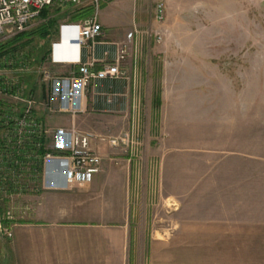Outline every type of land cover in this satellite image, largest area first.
Masks as SVG:
<instances>
[{
	"label": "rangeland",
	"instance_id": "374dc122",
	"mask_svg": "<svg viewBox=\"0 0 264 264\" xmlns=\"http://www.w3.org/2000/svg\"><path fill=\"white\" fill-rule=\"evenodd\" d=\"M166 5L167 16L160 24L155 20V0L101 1L98 19L106 37L120 42L133 35L126 62H137L141 71L136 85L140 94L135 113L134 100L128 97L112 104L108 115L101 99L87 93V106L77 115L76 126L117 141L114 155L108 143L100 146L107 156L101 155L103 163L108 160L115 169L111 178H123L127 168V185L139 188L132 201L136 220L149 223L156 215L164 216L158 204L174 194L186 205L175 219H231L237 229L238 264H264V0H166ZM90 6H54L45 19L31 23L26 35L7 32L0 37V86L12 78L13 91L30 92L34 115L49 130L72 122L71 115L57 113L49 102L48 75L64 73L51 64L53 45L62 42V26L81 22L75 18L85 8L94 10L88 18L95 15L97 10ZM50 18L56 20L57 32L43 38L37 30ZM156 34L163 36L162 41ZM70 44L56 47L58 54ZM12 102L24 107L22 99ZM131 121L134 132L125 129ZM103 186L42 194L63 206L73 195L88 200L86 208L97 204ZM160 187L164 195L150 194ZM29 197L9 201L2 191L4 208L11 211L15 225L20 226L21 208L29 205ZM42 217L53 218L49 213ZM145 229L149 231L148 226ZM11 240H0V264L5 263ZM214 245L226 244L217 238ZM141 246L131 264L150 261V244Z\"/></svg>",
	"mask_w": 264,
	"mask_h": 264
},
{
	"label": "crops",
	"instance_id": "0c3cea01",
	"mask_svg": "<svg viewBox=\"0 0 264 264\" xmlns=\"http://www.w3.org/2000/svg\"><path fill=\"white\" fill-rule=\"evenodd\" d=\"M103 23L107 21L104 20ZM123 36L125 33L121 34V37ZM62 38L69 39L70 36L63 33ZM111 39L117 40L116 37L108 39L103 32V36L93 47H90L89 51H84L83 59L112 61L114 48L109 44L116 41ZM69 46L71 47L67 49L69 52L58 54L56 51L55 60L65 55L70 60L56 65L58 72H64L57 74L56 77L66 78L74 68L71 63L75 61L71 59L77 58L78 54L75 52L76 47L71 44ZM106 51H109L107 57L104 56ZM100 68L101 65L98 64L96 69ZM122 69L125 73L123 79L93 81L87 90L89 95L92 93L98 97L97 99H101L102 111L108 115L111 113L110 106L119 98H132L133 113L136 111V99L140 94L137 93L136 85L140 83L141 71L137 62H126ZM133 121L125 124L128 132L136 129ZM99 151L103 156L106 155L105 147H100ZM117 151L113 147L110 155ZM110 162H114V159ZM107 163L108 160L102 164L101 172L90 184L77 186L80 190L76 192L80 193L97 189L100 184L104 185L102 189L100 188V197L102 195L104 198L100 201L99 197L96 205L92 202L84 208L88 200L78 199L73 195L68 206H63L61 202H58V205L56 202L53 203L54 198L46 194L29 197L27 203L30 209L25 212L22 208L20 226L19 223L13 225L12 242L9 246L11 249L6 250L3 264H131L132 256L135 252L140 254L141 244L145 242L150 244L147 248L150 259L148 264H238L237 256L234 254L237 251L234 244L238 243L235 222L231 219L216 221L200 218L175 219V216H182L186 205L174 194L165 195L162 198L163 202L158 204L164 209V216L156 215L149 223L138 221L133 214L132 201L134 196L139 195V188L132 190L127 185L129 177L127 168L122 170L123 178L120 179L118 176L117 179L111 178L109 175L112 173L115 175V169ZM150 194L164 195L161 187L151 189ZM170 201L173 204H169ZM55 208H58V216ZM47 213L52 214L53 218L42 217ZM146 226L149 227V231L145 229ZM218 227L221 229H217ZM217 238L226 245L215 247ZM220 249L223 254L219 252ZM215 258L219 260H206Z\"/></svg>",
	"mask_w": 264,
	"mask_h": 264
},
{
	"label": "built area",
	"instance_id": "2783aa9c",
	"mask_svg": "<svg viewBox=\"0 0 264 264\" xmlns=\"http://www.w3.org/2000/svg\"><path fill=\"white\" fill-rule=\"evenodd\" d=\"M101 1L0 0V37L7 32L16 34L25 32L43 10L54 6L91 5L97 10L92 18L62 26V36L65 33L73 38L71 41L78 54L77 58L71 59L75 62L71 63L74 68L69 76L63 78L46 74L51 80L49 102L52 109L60 114L71 115L70 126L49 130L46 124L34 115L32 109L35 102L30 99V92L13 91L12 78L4 81L5 86H0V98L5 99V103L0 100V208L5 211L4 221L9 223L6 228H2L0 219V240L12 238V228L16 221L11 211L4 208L2 191L9 201L17 196L72 191L77 186L90 184L101 172L103 164V157L99 151L101 144L108 143L117 147L116 140H107L93 132L82 131L75 123L77 115L85 112L86 94L91 83L123 79L125 73L122 66L131 53L130 39L133 35L130 33L124 41L109 44L114 48L112 61L83 59L84 51H89V48L103 36V26L98 19ZM166 11V0H155L157 23H164ZM156 36L159 42L162 41L161 34ZM58 45H53L52 64L55 65L62 64V61H70L65 58L66 55L55 60ZM108 55L109 51H106L104 56ZM98 64L101 65L100 69H96ZM13 99H22L24 107L22 109L14 107ZM126 138H129V134ZM126 138L122 139L123 143ZM22 208L25 212L30 209L28 205Z\"/></svg>",
	"mask_w": 264,
	"mask_h": 264
},
{
	"label": "trees",
	"instance_id": "16d2710c",
	"mask_svg": "<svg viewBox=\"0 0 264 264\" xmlns=\"http://www.w3.org/2000/svg\"><path fill=\"white\" fill-rule=\"evenodd\" d=\"M91 7V6H90ZM85 12L80 13L75 19H80V21H84L86 19H89L88 16L92 13H94L93 8H85L84 9ZM49 15L48 13V9L43 10L39 16V18L45 19L47 16ZM91 16V15H90ZM93 16V15H92ZM40 32V35L44 37H51L53 32L54 34H56L55 32H57V25H56V20L53 18L48 19L47 25H43V27L39 28V30H37V33ZM26 32L20 34L19 36H24ZM160 98L157 99V104H161ZM5 211L0 208V218H1V223H2V228H6L8 226V222L4 221L3 217H4Z\"/></svg>",
	"mask_w": 264,
	"mask_h": 264
},
{
	"label": "bare ground",
	"instance_id": "6f19581e",
	"mask_svg": "<svg viewBox=\"0 0 264 264\" xmlns=\"http://www.w3.org/2000/svg\"><path fill=\"white\" fill-rule=\"evenodd\" d=\"M71 40H73L72 37H70L69 39H68V38H67V39L65 38V39L62 40V42L59 44V46H60L62 43H63L65 46L68 45V43H69V44H70V43H71V44H74ZM63 44H62V47H63ZM60 47H61V46H60ZM56 49H57V48H56ZM58 49H59V47H58ZM56 51H57V50H56Z\"/></svg>",
	"mask_w": 264,
	"mask_h": 264
}]
</instances>
